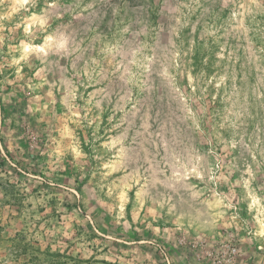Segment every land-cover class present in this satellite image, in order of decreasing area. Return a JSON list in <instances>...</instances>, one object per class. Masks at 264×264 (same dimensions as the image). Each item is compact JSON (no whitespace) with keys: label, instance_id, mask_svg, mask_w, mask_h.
I'll use <instances>...</instances> for the list:
<instances>
[{"label":"rangeland","instance_id":"1","mask_svg":"<svg viewBox=\"0 0 264 264\" xmlns=\"http://www.w3.org/2000/svg\"><path fill=\"white\" fill-rule=\"evenodd\" d=\"M0 264H264V0H0Z\"/></svg>","mask_w":264,"mask_h":264}]
</instances>
